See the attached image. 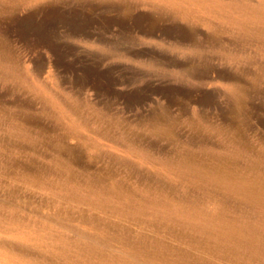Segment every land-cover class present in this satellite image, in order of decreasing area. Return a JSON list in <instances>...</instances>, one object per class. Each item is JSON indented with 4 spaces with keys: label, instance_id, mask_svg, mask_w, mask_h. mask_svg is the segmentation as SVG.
Wrapping results in <instances>:
<instances>
[{
    "label": "rangeland",
    "instance_id": "374dc122",
    "mask_svg": "<svg viewBox=\"0 0 264 264\" xmlns=\"http://www.w3.org/2000/svg\"><path fill=\"white\" fill-rule=\"evenodd\" d=\"M4 6L0 1V30L13 50L31 53L22 70L32 85L0 76V202L19 201L28 212L59 219L58 230L74 236L79 217H106L70 197L72 187L96 176L139 198L172 205L192 192L171 175L174 163L191 160L204 170L246 179L257 175L252 166L257 155L264 157V84L251 87L254 118L245 133L251 149L237 156L240 112L230 82L243 79L244 63L217 47L228 45L230 35L151 0H42L5 11ZM58 158L71 164L74 182L64 180ZM205 203L212 210L221 207L212 194ZM70 217L68 228L62 221ZM113 222L136 237L154 235L138 223ZM0 241L17 243L1 231ZM165 242L222 264L177 239Z\"/></svg>",
    "mask_w": 264,
    "mask_h": 264
},
{
    "label": "bare ground",
    "instance_id": "6f19581e",
    "mask_svg": "<svg viewBox=\"0 0 264 264\" xmlns=\"http://www.w3.org/2000/svg\"><path fill=\"white\" fill-rule=\"evenodd\" d=\"M0 1L5 4L2 8L5 11L10 9L9 5L20 8L42 0ZM151 1L162 4L186 21L212 23L216 33L230 35L228 45L217 47L229 59L244 63L243 79L230 82L240 112L235 154L250 152L245 138L248 120L253 117L249 114L248 101L253 91L251 87L264 84V0ZM5 37L0 30V76L32 85L30 77L22 70L31 53L13 50ZM249 80L252 81L250 85ZM72 129L76 131L77 125L73 124ZM220 130L227 132L224 127ZM57 163L64 180L74 182L76 175L71 164L61 158ZM174 164L169 169L171 175L192 192L172 205L148 197L139 198L124 187L106 183L102 176L72 187L71 198L88 202L106 214L105 218L81 216L76 219L79 224L74 236L58 230L59 219L51 220L28 212L19 201L0 202V231L17 239V243L0 241V264H213L193 256L188 250L167 244L166 238L197 247L214 255L222 264H264V157L256 156L252 168L257 175L249 179L222 169L204 170L191 160ZM210 185L212 191L208 190ZM211 194L213 201H219V209L205 207V199ZM73 218L63 219V225L70 228ZM113 218L129 225L141 224L154 235L136 237L128 228L116 225ZM191 233L194 237H188ZM30 249L39 252L32 253Z\"/></svg>",
    "mask_w": 264,
    "mask_h": 264
}]
</instances>
